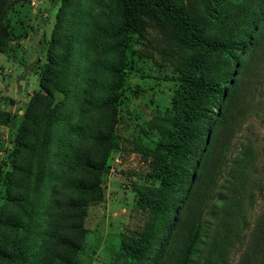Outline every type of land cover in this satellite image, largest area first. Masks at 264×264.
Wrapping results in <instances>:
<instances>
[{
  "label": "trees",
  "instance_id": "16d2710c",
  "mask_svg": "<svg viewBox=\"0 0 264 264\" xmlns=\"http://www.w3.org/2000/svg\"><path fill=\"white\" fill-rule=\"evenodd\" d=\"M22 1L0 0V52L9 37L7 12ZM114 2L95 25L97 52L89 64L82 115L72 126L74 141L61 156V172L51 175L64 197L39 206L58 117L54 91L65 92L70 81L71 52L53 37L52 67L43 72L41 91L31 98L18 130L14 154L22 149L28 162L12 153V171L19 176L7 173L3 180L4 198L16 209L0 215V264H78L87 208L103 195L100 171L113 147L115 92L122 86L126 52L134 33L148 39L152 29L158 35L154 46L179 73L170 106L147 122L158 135L145 150L160 183L138 188L143 224L122 237L110 264H224L247 223L241 202L231 206L219 191L205 199V186L213 183L215 169L221 171L217 143L237 119L246 60L264 46V0ZM256 264H264V242Z\"/></svg>",
  "mask_w": 264,
  "mask_h": 264
},
{
  "label": "rangeland",
  "instance_id": "374dc122",
  "mask_svg": "<svg viewBox=\"0 0 264 264\" xmlns=\"http://www.w3.org/2000/svg\"><path fill=\"white\" fill-rule=\"evenodd\" d=\"M114 5V0H23L8 10L9 37L0 52V215L16 209L4 198L3 180L7 173L19 176L12 171L18 130L31 98L41 91L43 72L52 67L48 52L53 37L64 45V51L71 52L70 81L65 92L54 91L52 106H56L58 117L39 206L64 197L51 175L61 172V156L74 141L72 126L82 115L83 91L91 77L89 64L97 52L95 25L102 23V12ZM148 36L145 39L134 33L126 52L122 86L115 92L113 147L100 171L103 195L87 208L86 235L76 254L78 264H110L121 249L122 237L143 224L145 212L136 207L138 188L160 183L145 150L155 146L158 135L147 122L161 117L170 106L179 73L154 46L157 32L152 29ZM239 82L237 119L232 120L230 137L217 143L215 154L216 158L221 155V171L214 170L213 183L212 179L205 186V199L219 191L232 201L231 206L243 204L247 223L232 241L224 264H256L264 242V46L246 60ZM24 153L21 149L14 155L26 164ZM208 241L202 245L203 253Z\"/></svg>",
  "mask_w": 264,
  "mask_h": 264
}]
</instances>
